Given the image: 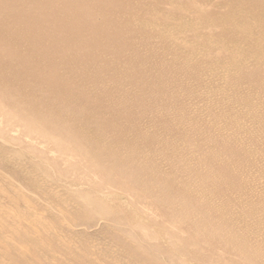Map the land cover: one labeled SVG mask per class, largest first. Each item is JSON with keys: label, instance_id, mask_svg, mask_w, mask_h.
<instances>
[{"label": "bare ground", "instance_id": "6f19581e", "mask_svg": "<svg viewBox=\"0 0 264 264\" xmlns=\"http://www.w3.org/2000/svg\"><path fill=\"white\" fill-rule=\"evenodd\" d=\"M0 264H264V0H0Z\"/></svg>", "mask_w": 264, "mask_h": 264}]
</instances>
